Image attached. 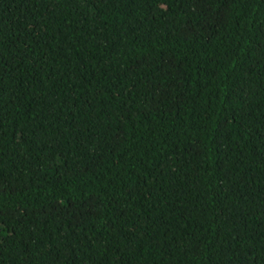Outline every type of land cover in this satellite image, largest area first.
<instances>
[{
  "label": "trees",
  "instance_id": "1",
  "mask_svg": "<svg viewBox=\"0 0 264 264\" xmlns=\"http://www.w3.org/2000/svg\"><path fill=\"white\" fill-rule=\"evenodd\" d=\"M0 264H264V0H0Z\"/></svg>",
  "mask_w": 264,
  "mask_h": 264
}]
</instances>
